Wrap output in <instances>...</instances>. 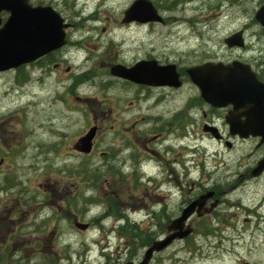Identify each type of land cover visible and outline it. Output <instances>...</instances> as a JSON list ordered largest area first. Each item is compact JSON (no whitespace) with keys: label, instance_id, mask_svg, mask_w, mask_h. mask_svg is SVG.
I'll list each match as a JSON object with an SVG mask.
<instances>
[{"label":"rangeland","instance_id":"1","mask_svg":"<svg viewBox=\"0 0 264 264\" xmlns=\"http://www.w3.org/2000/svg\"><path fill=\"white\" fill-rule=\"evenodd\" d=\"M52 1L70 25L69 43L56 55L57 59H64L61 69L46 74L43 82L38 81L34 70H26L28 79L23 83L19 81L20 72L0 74V254L2 240H8L14 245L26 244L23 255L36 257L35 261L42 264H101L95 251L90 259H85L84 244L99 238L101 231L96 219L104 214L100 204L94 205L99 208L92 206L88 215L80 216V212L73 210L80 222H92L93 227L89 233L74 232L72 239L63 240L69 245L67 249L60 240H39L35 227L64 226L60 218L63 213L57 212V220L38 216L41 212L52 213L45 200L52 202L53 194L72 182L70 173L98 175L105 169L97 154L80 161L69 153L68 147L82 129L94 122L107 128L131 118L130 113L110 112L113 108L119 110L115 99L124 100L129 107L132 92L118 80L115 87L104 84L113 79L108 73L109 65L129 66L144 58L180 61L183 67L205 61L264 63V31L252 22L262 3L150 0L165 24L137 25L121 23L124 10L134 0ZM239 30H244L245 47L227 48L224 38ZM89 71V82L72 85L73 77ZM24 83V87H19ZM185 94L189 97L196 92L187 84ZM112 135L98 139L97 153L118 145L117 141L111 142L115 141ZM225 158L231 159L221 168L224 172H220V177L228 188L236 185L244 163L237 165L232 153ZM91 192L87 194L91 196ZM224 200L214 218L192 224L190 237L173 242L150 264H264V177L238 182L224 195ZM55 206L62 205L56 200ZM130 216L135 218L132 213ZM112 223L110 218L106 225ZM142 230L147 231L143 226ZM142 252L140 248V259ZM0 261L13 264L1 255Z\"/></svg>","mask_w":264,"mask_h":264},{"label":"flooded vegetation","instance_id":"2","mask_svg":"<svg viewBox=\"0 0 264 264\" xmlns=\"http://www.w3.org/2000/svg\"><path fill=\"white\" fill-rule=\"evenodd\" d=\"M7 1L16 10L18 4L24 8L27 6L32 9L50 7L55 10L52 0ZM10 16V10H0V28ZM56 55H58L57 51L28 65L20 66L14 71L10 70L0 74L20 72L19 81L23 83L28 79L25 74L26 70H34L39 77L38 81L43 82L46 74L60 70L61 63H64V59H57ZM143 60L151 59L144 58L139 61ZM156 61L159 66H175L179 86L145 85L116 77H112L113 79L109 82H104L105 85L115 87V81L118 80L124 84V88L131 90L129 107L124 105V100L115 99L118 100L119 110L110 109V112H115L117 115L130 113L131 118L128 121L121 120L119 124L110 125L107 128L94 122L91 126H85L82 129L77 140L84 136L91 127H96L91 152L83 154L80 147H75L76 142H73L68 148L69 153L80 161L91 159L97 154L104 161L105 170L97 176L87 172L70 173L72 182L65 184L64 189L56 191L52 196L54 198L52 202L49 199L45 200L52 207L53 212L50 219L57 220L58 214L55 212H59V214L63 213L60 217L62 221L71 220L73 224L76 219L74 209L77 212H85L89 209L91 196L88 198L86 193L91 190L94 196L99 194V203L106 212H115L116 216L110 215L113 220L119 221L116 231H113V224L109 226V230H107L108 227H103L101 232L103 239H107L112 234L118 239L113 240L114 243L121 238L127 239L123 229L140 225L149 230V240H160L167 234L166 229L171 222L178 218L187 206L201 197L209 196L189 218L188 224L190 225L206 223L212 217L214 218L217 209L224 204V195L238 182L258 181L264 177V171L253 175L264 156V143H261L260 137L249 135L247 138H242L239 135H231L229 116L230 114L234 116L233 106L216 108L204 102L198 88L191 83L186 72L187 69L206 64L228 66L241 63L252 71L259 82L264 83V63L257 60L205 61L190 67H183L180 61ZM112 65L114 64L109 66ZM68 71H70L69 68H67ZM108 73H110L109 69ZM187 84L194 88L196 95L186 97ZM24 86L25 83L19 87ZM63 101L67 100L63 99ZM245 110L241 108L236 112L240 116V122L245 121V116L242 115ZM196 131H198V136ZM111 133L115 139L111 142L117 141L118 145L97 153L98 139ZM230 153L235 155L237 165L242 163L244 165L243 173L237 178L236 185L227 188L228 183L222 182L220 172H224L221 168L225 167L226 162L231 159L225 158ZM188 154L193 157L187 159ZM187 164H190L189 167ZM76 177L81 183L75 182ZM56 200L62 206H55ZM131 213L135 218L130 216ZM38 217H42V213ZM65 221H63V229H60L58 224L36 226L35 234H40L39 240L72 239L75 227L67 226ZM87 225L90 229L91 223ZM77 231L82 232L78 228ZM108 243H111V240H108ZM2 248L3 252L0 255L4 260L6 258L13 264H39L35 261L36 257L26 258L27 256L23 255L22 250L27 249L26 244L14 245L8 240H2ZM131 259L121 263L115 256L113 260L106 258L103 264L137 262L138 250L133 246ZM0 264L3 262L0 261Z\"/></svg>","mask_w":264,"mask_h":264},{"label":"water","instance_id":"3","mask_svg":"<svg viewBox=\"0 0 264 264\" xmlns=\"http://www.w3.org/2000/svg\"><path fill=\"white\" fill-rule=\"evenodd\" d=\"M10 10L11 16L0 28V72L8 71L36 61L66 44L64 20L50 7L32 9L18 4L13 9L7 0H0V10ZM254 20L264 28V4L254 14ZM152 3L148 0H136L124 12L122 23L161 22ZM228 48L244 46L242 32H237L226 39ZM190 81L198 88L204 102L216 108L232 105L234 116L230 114L229 125L231 135L247 138L249 135L260 137L264 143V84L260 83L246 65L233 63L206 64L201 67L187 69ZM110 74L127 81L153 86H179L178 75L174 65L159 66L156 61H141L131 68L114 65ZM246 109L242 114L245 121L240 122L236 113ZM94 129L80 141L81 151L88 153L91 149V139ZM264 171V156L258 163L253 175ZM202 197L188 206L182 215L168 228L171 232L164 240L155 242L149 247L138 264H148L154 252H160L174 240L184 239L192 233L190 227L184 228V223L193 213L195 207L202 205Z\"/></svg>","mask_w":264,"mask_h":264},{"label":"trees","instance_id":"4","mask_svg":"<svg viewBox=\"0 0 264 264\" xmlns=\"http://www.w3.org/2000/svg\"><path fill=\"white\" fill-rule=\"evenodd\" d=\"M260 2L263 3L264 0H260ZM234 3H237V0H233V4ZM168 7H171L172 8V6H168ZM7 182L10 183L9 180H7ZM139 242H140V245L141 246L148 245L147 244V240L145 238L144 239L140 238Z\"/></svg>","mask_w":264,"mask_h":264},{"label":"bare ground","instance_id":"5","mask_svg":"<svg viewBox=\"0 0 264 264\" xmlns=\"http://www.w3.org/2000/svg\"><path fill=\"white\" fill-rule=\"evenodd\" d=\"M74 47V45H72ZM130 224V223H129ZM132 225V224H131ZM126 226V225H125ZM130 226V225H129ZM129 228V227H128Z\"/></svg>","mask_w":264,"mask_h":264}]
</instances>
